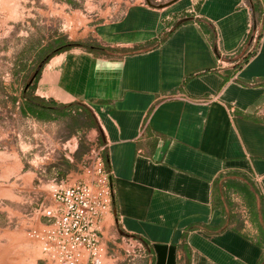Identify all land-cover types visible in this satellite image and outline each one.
<instances>
[{"label": "crops", "instance_id": "obj_1", "mask_svg": "<svg viewBox=\"0 0 264 264\" xmlns=\"http://www.w3.org/2000/svg\"><path fill=\"white\" fill-rule=\"evenodd\" d=\"M251 3L99 0L91 37L113 52L70 49L36 81L34 96L56 110L77 107L74 150L102 134L113 188L104 234L141 239L143 264H264V19L253 25ZM217 180L230 188L221 204ZM111 251L103 264H123Z\"/></svg>", "mask_w": 264, "mask_h": 264}, {"label": "rangeland", "instance_id": "obj_2", "mask_svg": "<svg viewBox=\"0 0 264 264\" xmlns=\"http://www.w3.org/2000/svg\"><path fill=\"white\" fill-rule=\"evenodd\" d=\"M97 1L0 0V264H45L27 236L41 220L35 211L51 201V187L80 178L77 152L86 155L92 140L80 136L74 150L71 133L84 124L77 109L40 122L20 114L21 94L41 56L68 43H94L90 30L104 20Z\"/></svg>", "mask_w": 264, "mask_h": 264}, {"label": "built area", "instance_id": "obj_3", "mask_svg": "<svg viewBox=\"0 0 264 264\" xmlns=\"http://www.w3.org/2000/svg\"><path fill=\"white\" fill-rule=\"evenodd\" d=\"M104 152L105 147L92 140L81 163L80 178L52 188V204H41L36 210L46 221L29 228L27 236L37 244L45 264H103L111 245L124 257L123 264L148 260L150 254L141 239L104 234L113 205Z\"/></svg>", "mask_w": 264, "mask_h": 264}, {"label": "trees", "instance_id": "obj_4", "mask_svg": "<svg viewBox=\"0 0 264 264\" xmlns=\"http://www.w3.org/2000/svg\"><path fill=\"white\" fill-rule=\"evenodd\" d=\"M251 3V7H252V12H253V25L255 24L256 21V16L261 17L263 14V10L261 9V7L258 6V3L256 2V0H249ZM255 1V2H254ZM73 48H81L84 50H87L93 54L96 55H109L110 53H112L113 51L108 49V48H102L101 46L96 45L95 43L93 44H88V43H68L65 45H61L59 47H57L56 49L52 50L53 55L51 56H45L40 58V61L37 65V68L33 71V73L31 74L30 78H28V80L26 81V83L24 84L23 90H22V94H21V107H20V114L23 117H32L33 119L37 120V121H41V122H47V121H52L55 120V115L57 116V114L61 113L63 114L62 110L65 109L62 108L60 110H56V106L51 103V102H47L39 97L34 96V88H35V84L36 81L38 80L41 70L44 66V64L50 60L52 58V56L56 55V54H60L63 53L65 51H68L70 49ZM77 108L76 106H69L68 108ZM83 112L85 113V115L89 118V115L87 112H85V110H83ZM67 114V113H65ZM54 115V116H52ZM96 127V126H95ZM99 144H102V134L99 132ZM104 158H105V153H104ZM106 164V162H105ZM107 166V164H106ZM108 168V167H107ZM215 191H216V198L217 201L221 204V199L220 197H225V193L227 194L228 189H230L228 187V185L226 184V182H220L219 180H217L215 182ZM236 187H238L240 190H243V192L245 193L246 196V201L247 204L252 208L255 204L256 201L253 198V196L248 192L247 190V186H241V185H237ZM242 187V188H241ZM230 203V202H228ZM227 203V204H228ZM257 207H258V215L262 221L261 224H264V201L263 199H259L257 202ZM248 213V217L250 219V211L247 212ZM251 215H254V213L252 212ZM254 218H257L256 215L253 216Z\"/></svg>", "mask_w": 264, "mask_h": 264}]
</instances>
